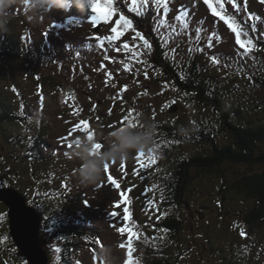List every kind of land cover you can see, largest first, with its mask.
Here are the masks:
<instances>
[{"label":"rangeland","instance_id":"1","mask_svg":"<svg viewBox=\"0 0 264 264\" xmlns=\"http://www.w3.org/2000/svg\"><path fill=\"white\" fill-rule=\"evenodd\" d=\"M189 1H198L202 4L201 0ZM262 3L264 4V1L259 4L256 0H247L248 7L264 11ZM77 10L81 11L76 6ZM20 12L15 11L11 17L7 35L13 41L17 36L21 38V47L26 51V56L15 60L14 63L12 60L6 63V66L9 65L10 68L12 65L16 66L17 69L14 71L5 70L4 56L0 55V64L4 65V68L0 67V77L7 75V73L9 76L8 81L0 78V89L8 91L9 96L0 94V97H5L13 103L17 98L19 112L21 113L28 107L27 103L29 101L27 99L33 100L35 105L39 107L43 106L45 113L43 116L52 128L50 133H52L57 145L68 147L71 145L73 149L74 138L92 134L93 139L97 143H101V150H103L105 146L104 138L109 131L126 124H135V127H138L142 121L153 120L157 125L154 149L142 154L140 152L134 153L125 160L117 161L121 166V162L127 160L131 162L133 168L144 173V171H150L157 167L164 169L167 167L166 164L175 167L177 157H183V159L179 158L183 161L188 154L211 158L214 149L212 143L200 144L194 147L191 146L189 141H185V131L184 135L181 133L179 135L176 129L169 130L171 125L177 126L182 120L188 123V127L191 128L193 125H198L201 117L215 120L217 116L211 107L209 108L196 99H192L191 95L186 93L175 82L174 78L162 69V66L155 65L148 57L145 59L149 49L143 46V39L152 11H140L142 14L132 11H120V16L124 15L132 21V28L127 30H124L117 23L119 18L114 20L113 16L107 21L101 17V25L93 27L92 20L88 24H79L74 21L71 11L67 13L54 11L59 18L51 23V17H47L49 22L47 20L39 23H35L33 20L28 21L26 20L28 15L22 11ZM83 12L86 13V11ZM18 14H20V17ZM64 17H70L69 25L71 28L61 24L60 19ZM19 19L21 20L19 21ZM23 19H25L24 24ZM65 24H68L67 21H65ZM112 28H116L120 35L117 36ZM39 29H42V38L38 36ZM74 31L76 34L73 33ZM2 33L4 32H0V35ZM47 33L50 35V39ZM137 33H140L143 39L137 36ZM113 37L115 38L113 39ZM227 37L225 35V39H221L215 44L218 50H230L231 52L234 50V48L232 50L231 48L232 44L236 42L235 38L233 36ZM77 39L82 41L80 44L82 49L80 50L75 48ZM16 40L18 39L16 38ZM37 42L42 43L45 48V57L51 56L54 58L59 55V51L64 52L61 57L55 60V63L59 61L58 64H50L54 76L58 77L60 83L44 79L43 76L49 74V71L43 69L46 68L45 66L41 68L40 65L46 62L38 53L30 55L32 53L31 48L37 49L36 45H39ZM124 44H127L128 48H124ZM198 50L203 53V50ZM128 52L132 56L125 58L129 55ZM151 57H154V55L151 54ZM68 59H71V61ZM61 63L62 65H59ZM68 63L71 64V67L78 65V68H53L54 65L60 67ZM88 65L94 66V68H90L91 71H94V81H91V84L95 88L99 84L101 87L99 93L104 96L96 93H86L87 83L91 80L90 77H87ZM225 65L221 67L213 66L210 71L206 72V78L219 83L221 87L228 90L229 96L238 99L243 97L251 103L258 101L255 99L256 97L261 98V94H255L261 88L257 86L258 79H253L252 76L247 74L243 75L239 70L229 69L227 67L229 63ZM255 76L261 77L259 72ZM249 79H252L253 82L249 83ZM123 80L125 83H123ZM149 81L153 84L158 81L159 85L155 86L154 89L164 92L163 99L159 101L151 100L148 99L146 93L142 94ZM245 87L253 89V92H246ZM116 93L125 94L131 100L144 101V103L146 102V108L133 109L136 104L135 101L120 103L117 106L118 96H116ZM150 98L154 99L155 96L151 95ZM149 102L157 104L159 107L150 110L151 105ZM179 102L182 104L178 108H174ZM246 111L247 116L252 121L264 120L263 108ZM167 120H171L169 124L166 123ZM25 121L22 122V128L23 130L24 128L29 130V122L28 120ZM165 127L168 129H165ZM2 132H6V130L3 129ZM227 133L222 132L216 136L218 145L223 146L233 140L232 134ZM57 134L59 135L57 136ZM6 136L7 134L0 133V154L7 159V162H9V159L12 161V158L16 160L15 166L20 168L22 163L18 160H21L22 157L20 154H16V147H9L5 139ZM12 151L15 154L11 153ZM257 151L264 155V142H260ZM70 154L66 153L63 160L72 158ZM218 162L220 160L210 165H222L224 168L222 174H202L200 177L195 178L196 181L193 187L190 186L186 199L184 194L182 205L170 207L162 203L165 206L161 207L160 197L158 196L160 194L159 189H156L159 193H152V196L148 199L144 198L146 192L140 190L135 178L127 177L126 184L136 195L129 197L117 192L111 184L113 178H111L110 183L107 179L110 169L114 168L115 161L108 165L103 179L98 183L89 186L82 185L77 176L79 166L77 161L70 174L61 176L56 180H66L68 198L69 196H77L78 188L85 189L88 198L85 201L81 199L82 207L78 210L77 215L83 213L95 215L99 226L103 225V228H106L105 239L103 238L102 241L96 234L92 235L91 233L86 234V236L72 237L79 244L76 245V248L80 250L79 254L86 257L85 264H101L98 249L105 246H108L110 259L114 261V264H123L122 254L128 248H131L132 239L136 240L139 245L142 244V247H144V244L155 243L159 229L165 226L163 225L164 222H167L174 211H177V214H180L187 223L185 222V228L180 230L177 240L169 242V238L165 235L161 237L164 241L163 249L165 247L168 249L164 258L171 264H175L174 260L176 258L178 264H227L226 259L233 256L234 249L239 251V248L243 250L250 248L251 245L254 246L258 239L262 241L257 244L258 248L264 246V213L262 211L259 216L255 214V209L260 210L261 208V206L257 207L259 199L256 200L255 197H252L248 189L244 193L232 187V183L241 179L244 175L262 174L264 163L251 164L248 161L230 163L231 161L227 159L224 160L223 164ZM114 181L116 182V179ZM159 183H162V181ZM241 186L242 183H238V187ZM180 187L185 189V185H180ZM174 188L176 187L174 186ZM39 195L35 194V198ZM83 195H86V193ZM186 202L190 204L195 217L192 214L189 218L188 210L185 208ZM125 205L129 206L125 207ZM7 209L8 207L4 203L3 205L0 203V252L6 244L5 241L7 240L10 244L12 240L11 234L8 233L10 227ZM197 211L202 213L198 214ZM120 228H125L126 231L120 232ZM51 230H47L45 237L48 240L50 235V241L53 239L51 238ZM241 232L244 235H241ZM257 233L261 235L258 239H256ZM205 238H209L208 245ZM47 240L45 242L41 240L43 247L58 256L57 250L53 251L49 248ZM52 241L55 243L54 239ZM231 243L233 244L231 245ZM87 244H93L94 246H87ZM14 246L16 245L14 244ZM14 246L4 247L3 253L12 251V255H5L3 259H0V264H6L7 260H10V264H18L13 259H17L16 257L19 255L22 257V255ZM3 253H1V256ZM248 253L251 254L249 250ZM49 254L52 258L50 252ZM142 256L144 257L143 254ZM7 257L9 259H6ZM19 260L20 262L24 261V259ZM55 263L60 264L57 259ZM251 264H264V257L254 258Z\"/></svg>","mask_w":264,"mask_h":264},{"label":"trees","instance_id":"2","mask_svg":"<svg viewBox=\"0 0 264 264\" xmlns=\"http://www.w3.org/2000/svg\"><path fill=\"white\" fill-rule=\"evenodd\" d=\"M256 1L260 4L264 0ZM223 2L227 10L225 14L234 17L237 31L245 32L251 38L254 47L250 48L247 55H244L245 49L241 48L236 42L232 44L231 50L234 48L232 52L230 50H218L215 47L218 41L225 39V35L228 37L233 36L234 38L236 36V33L217 16H214V19L206 18V22H204L194 12L200 11L197 5L192 7L193 13L184 11L185 15H181L183 5H185L184 0H168L166 4L162 5L164 9L161 10H159V5L154 4L153 0H151L148 11H152V15L147 24V30L144 33V39L149 41L151 47L149 49L143 45L149 49V53H147L145 59L148 57L155 65L162 66V69L167 71V74L171 75L175 82L186 93L191 95L192 99L194 98L205 106L211 107L217 116L215 120L201 117L198 125H193L191 128L188 127V123L180 119L182 121L177 126L171 125L169 130L176 129L179 135L180 133L184 135L185 131V141H189L191 146L195 147L200 144L212 143L214 149L212 150L211 158H203V156L197 154H188L183 161L179 159H183V157H177L178 160L175 167L166 164L167 167L164 169L157 167L150 171H144V173L133 168L131 162L127 160L121 162L122 166L119 162L115 161L114 168L110 169L107 179L109 183L111 178H113V181L116 179V182L111 184L120 194L129 197L136 195L126 184V178L131 177L137 179L140 190L146 192L144 198L148 199V197L152 196V193H159L156 190L159 189L160 206L176 207L183 204L182 199L184 198V194L186 199L190 186L193 187L196 181L195 178L206 173H213L212 175L223 173L224 168L222 165L213 166L210 164L219 160L220 162L218 163L223 164L225 159L231 161L230 163H239L241 161H248L251 164L264 163V155L257 151L260 142H264V120L254 122L247 116L246 111L264 109V93H262L264 91V11L253 7H245V0H235V3L239 6L238 9L234 8L229 0H223ZM13 9L17 13H21L20 11L26 13L23 6H13ZM122 11L130 10L123 8ZM48 15L54 17V20L59 18L55 15L54 11H50L38 19H33V21L35 23L43 22L44 20L49 22ZM249 15L259 17V19H249ZM18 16L20 17V14ZM25 19L22 20L23 24ZM26 20L30 21L29 19ZM60 20L62 22V19ZM253 23H255L254 30L252 28ZM41 30L39 29L37 32L38 36H40L39 38L43 37ZM8 32L9 29L0 35V45H2L0 46V55L4 56L5 70L15 71L17 69L16 66L12 65L10 68L9 65L6 66V63L10 60L14 63L15 60L24 58L26 51L21 47V38L17 36L14 38V41L10 40L7 35ZM241 38L244 39L243 36ZM37 43L39 44L36 45L37 49L31 48L32 53L30 55L38 53L46 62L40 65L41 68L45 66L46 68L43 69L49 71V74L43 76L45 77L44 79L60 83L57 79L58 77L54 76L50 64H58V62L55 63V60L61 57L64 52L59 51V55L54 58L51 56L45 57V48L42 43ZM76 43L75 48L77 50L82 49L80 46L82 41L77 39ZM209 43H211V46H209ZM198 49L203 50V53L199 52ZM128 53L129 55L125 56V58L132 56L130 52ZM151 54L154 57H151ZM213 57H215L216 62H213ZM68 60L71 61V59ZM226 63H229V66H227L229 69L233 71L239 70L243 75L247 74L252 76L253 79H258L257 86L261 87L255 93L261 94L260 99L258 97L255 98L258 101L251 103L243 97L238 99L237 97L229 96L228 90L221 87L219 83L206 78V72L210 71L213 66H226ZM4 65L0 64V67L4 68ZM72 67L78 68V65ZM57 68L59 67L57 66ZM65 68H71V64H66ZM257 72H259L260 78L255 76ZM0 78L8 81V73ZM157 82L154 83V86H157ZM252 82L253 80L249 79V83ZM152 83L151 81L148 82L149 85ZM91 88L87 86V94L96 93L100 89L97 87ZM245 89L246 92H253V89L246 87ZM0 94H7L9 96L6 90L2 91L0 89ZM135 103L142 105L144 109L146 108L144 101H138L137 99ZM27 105V109L21 113L19 112L20 108L17 98L13 103L9 102L5 97H0V133L7 134L5 139L9 147H16V154H20L22 157L21 160H18V162L22 163V166L16 168V160L12 158V161L9 159V162H7V159L3 158L2 154H0V189H20L28 197L29 201L43 213L46 223L44 225L45 230L52 229L51 238L55 240V243H53V239L49 240L50 235L48 236V240L46 238L44 240L48 241L51 250L58 249V256L46 249L50 258L49 252L52 255L54 262L53 260L51 261L53 264L56 262V259L60 264H85L86 257L79 254L80 250L76 248V245L79 244L72 237L86 236L87 232L101 236L103 229L98 227L99 223H97L98 219H96L95 215H87L86 213L77 215L78 210L82 207L80 203L81 199L85 201L88 198L87 191L78 188L77 196H69L68 198L66 180H56L65 174H70L74 169L76 160L72 158L63 160L66 153L72 152V148L57 145L52 133H50L52 128L43 116L45 115L44 111L40 110L33 100L29 99ZM176 105L179 106L181 104L177 103ZM154 106L159 107L153 103L149 109L153 110ZM25 120H29V130L25 128L23 130L22 128V122H26ZM170 121L167 120L166 123L169 124ZM150 122L155 123L153 120ZM3 129L6 132H2ZM225 131L232 134L233 140L226 145L220 146L217 143L216 136L222 132L227 133ZM11 153L15 154L14 151ZM176 176L177 178L175 179ZM160 181L162 183H159ZM238 183H242V186L238 187ZM180 185H185V189H182ZM232 187L244 193L248 189L252 197H255L256 200L259 199L257 207L261 206L260 210L255 209V214L259 216L262 211L264 213V172L260 175H244L241 179L234 181ZM145 188L147 189L145 190ZM84 193L86 195H83ZM35 194L40 195L35 198ZM0 203L3 205L4 202L2 203L0 200ZM186 204L185 208L188 210L189 218L192 214L195 217L190 204L188 202ZM128 206L125 205V207ZM197 212L198 214L202 213L200 211ZM243 215L246 216L247 214ZM185 222V219L180 214L178 215L177 211H174L167 222H164L163 225L165 226L159 229L155 243L144 244V247H142V244L139 245L136 240L132 239L131 248H128L122 254L123 264H128L129 262V249L132 252L131 260L133 264H171L164 258L165 252L168 249L166 247L163 249L164 241L161 237L165 235L169 238V242L177 240L180 230L185 228V224L187 223ZM251 226L254 227L252 224ZM259 237L261 235L257 233L256 239ZM205 241L208 245L209 238H205ZM261 242L258 239L254 246L251 245L250 248H246L245 250L242 248H239V251L234 249L233 256H228L230 258L226 259V263L251 264L254 258L260 259L264 257V246H260L259 248L257 246ZM87 246L94 245L87 244ZM248 250L251 254L248 253ZM21 255L22 257L19 255L16 257L17 259H12L18 264H26L25 256L22 253ZM19 259H24V261L20 262ZM7 262L9 261L7 260ZM174 263L178 264L177 258L174 260Z\"/></svg>","mask_w":264,"mask_h":264},{"label":"clouds","instance_id":"3","mask_svg":"<svg viewBox=\"0 0 264 264\" xmlns=\"http://www.w3.org/2000/svg\"><path fill=\"white\" fill-rule=\"evenodd\" d=\"M75 4L84 10L91 5V0H0V32L8 30L13 6H23L28 19H38L55 9L69 12ZM157 125L150 121H142L138 127L129 124L119 126L107 133L104 148L95 147L96 141L88 135H81L73 140L72 159L79 162L77 176L84 186L94 185L103 179L106 165L113 161H122L134 153L149 152L155 147ZM101 264H114L110 259L108 246L98 249Z\"/></svg>","mask_w":264,"mask_h":264},{"label":"water","instance_id":"4","mask_svg":"<svg viewBox=\"0 0 264 264\" xmlns=\"http://www.w3.org/2000/svg\"><path fill=\"white\" fill-rule=\"evenodd\" d=\"M0 199L9 207L12 236L29 264H49V256L40 244L43 220L38 210L15 188H1Z\"/></svg>","mask_w":264,"mask_h":264},{"label":"snow or ice","instance_id":"5","mask_svg":"<svg viewBox=\"0 0 264 264\" xmlns=\"http://www.w3.org/2000/svg\"><path fill=\"white\" fill-rule=\"evenodd\" d=\"M162 2L166 4V0H153V3L156 5H160ZM229 2L232 3V6L234 8L238 9L239 6L235 3V0H229ZM148 3H149V0H132L133 6L131 7V11L136 12L138 14H142L140 12V9L146 7ZM204 3L207 4L208 8L212 11L214 16L219 17L220 20L224 21V23L227 24L228 27L232 29L233 32L236 33V36H235L236 43L240 45L241 48L245 49L244 55H247L248 52L250 51V48L254 47V45H252L251 38L248 37L247 33L242 32V31H237V25L235 23L234 17L228 16L225 14L227 10L225 9L223 0H204ZM246 6H247V0H245V7ZM91 7L93 11L96 12L98 16L102 17L105 21H107L113 15L111 3L102 5L100 3H97L96 0H91ZM249 19L258 20L259 17H252L251 15H249ZM117 23L120 24L124 30L132 28V21L128 19L127 17H125L124 15H121L119 17V20L117 21ZM252 28L253 30L255 29V23L252 24ZM112 31L117 33V36L120 35V33L117 32L116 28H112ZM137 36H140L141 39H143L140 33H137ZM242 36L244 37V39L241 38ZM114 38L115 37H113V39ZM143 45L145 47H148L149 49L151 47V45L149 44V41L146 39H143ZM209 46H211V43H209ZM124 48H128V45L124 44ZM213 62H216L215 57H213ZM131 126L135 127L136 125L132 124ZM88 138L93 139L92 134H88ZM69 147H71V145H69ZM95 147L101 150V143H96ZM140 153L142 154L143 152H140ZM107 168H108V165H106L105 169ZM113 183H115V181H113ZM119 231L125 232L126 229L120 228ZM241 235H244V233L241 232ZM131 256H132V252H131V249H129L128 264H133L131 260Z\"/></svg>","mask_w":264,"mask_h":264},{"label":"bare ground","instance_id":"6","mask_svg":"<svg viewBox=\"0 0 264 264\" xmlns=\"http://www.w3.org/2000/svg\"><path fill=\"white\" fill-rule=\"evenodd\" d=\"M113 1V11H122V6H121V4H120V2H119V0H112ZM184 3H185V5H183V9H182V11H191V8H190V6H191V4H189V2L187 1V0H184ZM86 9H89V6L86 8ZM86 9H84V10H81V11H87ZM90 9H92V7L90 8ZM70 11H76V5L75 4H73L72 5V7H71V9H70ZM77 11H80V10H77ZM92 11H93V9H92ZM87 16V17H86ZM201 19H203V17H200ZM91 21V18H90V16L89 15H85L84 17H83V23L84 24H88L89 22ZM184 25H185V23H184ZM79 40V39H78ZM52 62V61H51ZM59 62V61H58ZM72 63V62H71ZM47 64H50V63H47ZM57 64V63H56ZM52 65V64H51ZM50 65V66H51ZM59 65H62V63L61 64H59ZM54 66H56V65H54ZM53 66V68H55ZM61 67V66H60ZM56 69H57V67H56ZM59 69V68H58ZM6 93V92H5ZM50 149V148H49ZM48 149V150H49ZM47 150V149H46ZM48 152V151H47ZM63 168V167H62ZM64 169V168H63ZM66 173H68V172H66ZM66 175V174H65ZM65 178H66V176H65ZM69 179V178H68ZM73 185V184H72ZM71 185V186H72ZM80 187V186H79ZM80 188H82V187H80ZM99 222H101V221H99ZM95 223V222H94ZM95 226V225H94ZM140 243V242H139ZM6 244H8V242L6 243ZM141 244V243H140ZM10 246L11 247H13L12 246V244L10 243Z\"/></svg>","mask_w":264,"mask_h":264}]
</instances>
